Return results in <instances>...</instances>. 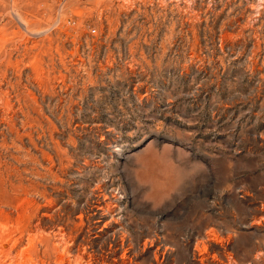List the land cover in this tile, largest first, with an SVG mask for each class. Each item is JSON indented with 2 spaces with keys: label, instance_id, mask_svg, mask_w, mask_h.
I'll use <instances>...</instances> for the list:
<instances>
[{
  "label": "rangeland",
  "instance_id": "obj_1",
  "mask_svg": "<svg viewBox=\"0 0 264 264\" xmlns=\"http://www.w3.org/2000/svg\"><path fill=\"white\" fill-rule=\"evenodd\" d=\"M0 225L62 264H264V0H0Z\"/></svg>",
  "mask_w": 264,
  "mask_h": 264
},
{
  "label": "bare ground",
  "instance_id": "obj_2",
  "mask_svg": "<svg viewBox=\"0 0 264 264\" xmlns=\"http://www.w3.org/2000/svg\"><path fill=\"white\" fill-rule=\"evenodd\" d=\"M14 1V0H13ZM11 2V1H10ZM13 4V3H12ZM15 5V4H14ZM12 6V5H11ZM16 7V6H15ZM11 10V9H10ZM12 13H13V10H12ZM15 13V12H14ZM14 18H17V16H15ZM18 20V19H17ZM21 21V20H20ZM107 198V197H106ZM105 198V199H106ZM104 200V199H103ZM105 203H106V201H104ZM107 206H109V205H107ZM94 207V208H93ZM92 208V210H93V213H92V216L93 217H95V218H97V220H96V224H99L100 222H101V219L102 218H104V217H107V215L108 214H110L111 212H110V210L109 209H105L103 206H101L100 204H98V205H96V206H93ZM116 207V206H115ZM109 208V207H108ZM113 211V210H112ZM111 218H110V220L108 221V222H105L104 223V229L105 228H110V227H112L113 226V223H114V219H113V217L112 216H110ZM117 222V221H116ZM94 223V224H95ZM2 224V223H1ZM37 225V224H36ZM61 227V226H60ZM103 227V226H102ZM5 228V226H2V225H0V230L2 229H4ZM64 228V227H63ZM96 228V227H95ZM66 230V229H65ZM59 231V233H60V237H59V243H61V245H63V244H66L67 243V239L69 238V237H67L66 238V235H64V230H62V229H60V230H58ZM110 231H113V234L115 235L116 234V231L114 230V227H112V229L110 230ZM118 231V230H117ZM4 232H5V230H4ZM100 232V231H99ZM122 232H124V231H122ZM1 234H3V232L1 233ZM5 234V233H4ZM114 235L112 236V237H114ZM11 236V235H10ZM17 237V236H16ZM72 237V236H71ZM98 237V236H97ZM120 237H121V235H120ZM119 237V238H120ZM12 238V237H11ZM14 238V237H13ZM123 238V237H122ZM120 239V240H123V239ZM97 239V238H96ZM99 239V238H98ZM113 239V238H112ZM6 240L7 239H5V238H2V237H0V264H20L19 262H20V259H22V258H24V259H27V261L26 262H30V264H37V262L39 263V264H62V259H59L58 261L56 260V261H54V262H52V260H50V257L48 256V255H45V254H43V255H41V257H43L42 259H39V257H40V255H39V253H36L34 256L32 255H30L29 254V249H30V247H29V249H23V247L20 249V245L23 243L22 242V240H21V237L20 238H14V240L13 239H11V241H12V245L10 246V247H6ZM125 240V239H124ZM124 240H123V242H124ZM210 240V239H209ZM216 240V239H215ZM10 241V240H9ZM34 241V240H33ZM68 241H70V239L68 240ZM72 241V240H71ZM211 241H212V239H211ZM219 241V240H218ZM31 242H32V240H31ZM39 242V241H38ZM73 242H74V240H73ZM76 242V241H75ZM84 242V241H83ZM112 242V241H111ZM119 242V241H118ZM207 242H209L208 240H207ZM35 243H37V241L35 242ZM58 243V244H59ZM114 243H115V241H114ZM219 243H222V242H219ZM27 244H29V243H27ZM38 244H40V243H38ZM42 244V243H41ZM40 244V245H41ZM71 244V243H70ZM77 244V243H76ZM79 244H81V243H79ZM209 245L210 244H212L211 242H209L208 243ZM214 244V243H213ZM212 244V245H213ZM216 244V243H215ZM78 245V244H77ZM114 245V244H113ZM112 245V246H113ZM218 245V244H217ZM224 245V244H223ZM28 246H30V245H28ZM67 246V245H66ZM66 246H64V247H62V252L64 253H67V251L69 252V253H71V247H70V245H68L67 247ZM75 246V245H74ZM80 246V245H79ZM83 246H85V245H83ZM111 246V245H110ZM121 246H123V244L122 245H120V247ZM129 246V245H128ZM33 246L31 245V248H32ZM66 247V248H65ZM35 248V247H34ZM218 248V247H217ZM220 248H223V246H222V244H221V246L219 247V249ZM39 249V248H38ZM84 249V248H83ZM118 249V248H117ZM126 249V248H125ZM129 249V248H128ZM157 249V248H156ZM224 249V248H223ZM122 250V249H121ZM159 250H160V248H159ZM126 251V250H125ZM158 251V249L156 250V252ZM38 252V251H37ZM107 252V251H106ZM123 252V251H122ZM124 253V252H123ZM128 253V252H127ZM163 253V252H162ZM162 253H161V255H162ZM168 253V252H167ZM221 253V252H220ZM172 254V253H171ZM198 254V253H197ZM201 254V256H200V259H199V263L200 264H205L204 263V261H205V255H202V253H200ZM85 255V254H84ZM83 255V253L81 252H79L78 251V253H76L75 255H70V257H71V259L67 262L68 264H70L71 262H73V264H81V262L84 260V258H85V263L86 264H124L123 263V261H124V259L126 258V259H128L125 255H123V256H121V257H119V261H118V259H116V249L114 248V250L113 251H109V253L107 254V256L105 255V256H103L102 257V255H101V257H99L100 259V261L99 260H97V259H93V257H91V255L92 254H90V255H87L86 257ZM194 255V254H193ZM133 256V255H132ZM163 256V255H162ZM162 256H161V258H162ZM165 256V255H164ZM163 256V257H164ZM167 256V255H166ZM198 256V255H197ZM210 256V255H209ZM128 257H129V255H128ZM214 257H215V255H214ZM214 257H212V259L214 258ZM61 258V257H60ZM168 258V257H167ZM199 258V257H198ZM108 260H111V263H108ZM123 260V261H122ZM19 261V262H18ZM129 261H130V259H129ZM210 261V260H209ZM154 262V261H153ZM166 262V261H165ZM84 263V262H83ZM155 264H163L162 263V261H159L158 259H157V257H156V255H155V262H154ZM219 263H222V262H219ZM23 264H24V262H23ZM25 264H28V263H25ZM130 264V263H129ZM225 264V263H224Z\"/></svg>",
  "mask_w": 264,
  "mask_h": 264
}]
</instances>
